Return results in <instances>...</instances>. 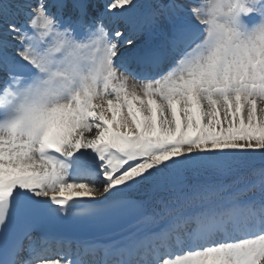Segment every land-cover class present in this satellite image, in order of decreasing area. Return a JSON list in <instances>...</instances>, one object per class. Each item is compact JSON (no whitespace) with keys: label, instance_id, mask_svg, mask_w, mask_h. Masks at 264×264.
<instances>
[{"label":"snow or ice","instance_id":"1","mask_svg":"<svg viewBox=\"0 0 264 264\" xmlns=\"http://www.w3.org/2000/svg\"><path fill=\"white\" fill-rule=\"evenodd\" d=\"M258 150L264 0H0V264H82L32 236L61 227L93 264H264V172L247 202L223 179Z\"/></svg>","mask_w":264,"mask_h":264},{"label":"bare ground","instance_id":"2","mask_svg":"<svg viewBox=\"0 0 264 264\" xmlns=\"http://www.w3.org/2000/svg\"><path fill=\"white\" fill-rule=\"evenodd\" d=\"M160 1V0H159ZM156 2H157V0H156ZM230 173V172H229ZM228 173V174H229ZM227 174V175H228ZM206 175H211V174H209V173H205V174H203V175H200V176H197V177H193L191 174H189V176H188V182L190 183V184H192L194 181H203L204 179H205V176ZM226 175V176H227ZM226 176L223 178V179H225L226 178ZM212 179L213 180H215V179H217V177L215 176V175H212ZM238 184H241V183H238ZM238 186V185H237ZM130 196L132 197V198H134V199H136V200H143V199H145V197L141 194V193H138V192H134V193H130ZM149 208L152 210V212H153V210L155 209L156 210V208L154 207V205L152 204V202L149 204Z\"/></svg>","mask_w":264,"mask_h":264},{"label":"rangeland","instance_id":"3","mask_svg":"<svg viewBox=\"0 0 264 264\" xmlns=\"http://www.w3.org/2000/svg\"><path fill=\"white\" fill-rule=\"evenodd\" d=\"M204 2V0L202 1V3ZM260 156L261 159H264V153H261L259 150L257 152H255L253 155H257Z\"/></svg>","mask_w":264,"mask_h":264}]
</instances>
